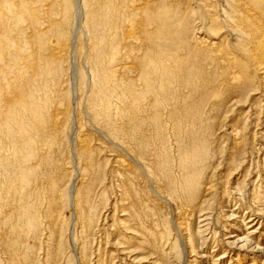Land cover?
Returning a JSON list of instances; mask_svg holds the SVG:
<instances>
[{
  "label": "rangeland",
  "instance_id": "obj_1",
  "mask_svg": "<svg viewBox=\"0 0 264 264\" xmlns=\"http://www.w3.org/2000/svg\"><path fill=\"white\" fill-rule=\"evenodd\" d=\"M0 1L4 5L10 3L9 0ZM28 1L31 9L42 7L45 12L49 9L46 0H35L36 3ZM74 1L76 7L71 12L73 17L68 36L69 41L71 40L70 52L67 62L61 61L63 69L59 72L60 75H47L46 66L36 62L33 64L35 69L31 72L39 70L43 74L38 76L39 79L37 77V82L33 80L32 86H35L30 90L33 95H29L26 94L32 78L31 72L28 73L29 64L26 65L24 61L16 62L18 66L9 61L2 63L6 71L19 69L24 76L18 82L14 81L13 85L18 86L13 90L15 93H0V264H76L79 260L84 264H130L129 260L117 253L119 243L131 251L138 249L139 254H135L134 258L153 257L150 261L156 264H182L184 249L188 251L186 264H252L253 261L261 264L264 256L244 251L242 257L237 258L238 250H230L231 247L225 245L227 241H232L225 240V237L234 232L239 237L246 235L240 224V217L248 212L245 210L247 208L252 213L246 215L244 220L255 213L263 215V218L256 221L257 225L253 229L258 228V233L251 240L253 244L264 248V185L260 188L264 178V76L257 70H252L251 64L248 73L245 69L244 72V62L227 55V52L235 51L231 46H237L240 38L230 28L220 34L221 42L215 50L220 47L226 54L220 56V61L206 57V46L200 47L196 41L189 43L190 48H180L174 57L180 56L183 62L190 54L200 53L197 70L203 75L204 81L197 78L190 68V65L195 66V59L182 66L167 60L162 67H172V73H168V77L174 78L172 88L178 100L166 102L165 95L159 89H152V92L145 89L141 77L143 78L144 64L149 58L145 57L146 51L144 46L141 47V41L126 44V39H123L125 35L120 29L117 32L108 30L105 36L102 32L100 38L91 32L93 26L92 29L86 27V16L101 17L108 0H101L106 3L101 6L99 14L93 12L92 5L88 12L83 7L84 0ZM166 1L172 3L175 0ZM201 1L209 6L219 3L224 9L227 4H231V7L234 6L232 12L235 10L231 14L233 19L236 16L237 19L240 18V14L244 13L236 7L238 3H241L240 6H250L253 3V0ZM18 2L15 3L17 9H22L23 6L20 7ZM146 2L149 1L141 0V3ZM125 3L128 4L129 0H125ZM150 3L153 2L150 0ZM52 12L54 14L50 13L47 17L52 21L59 18L58 14L61 15L54 10ZM222 12L220 9V16ZM216 13L214 10L210 12V16ZM47 18L43 19L44 24L42 20L39 21L38 28L43 29V33L47 32L48 29H45L52 22H48ZM17 21L16 17L11 18L6 27L0 28V38L8 35L11 41L9 44L14 46V49H7L4 53L13 61L18 58L17 49L20 54L27 51L32 53L34 49L33 52L37 51L31 45L32 38L37 33L28 29L27 22ZM46 21L48 24H45ZM25 27L27 29L24 30ZM92 33L94 36H91ZM144 37L140 35L139 38L144 42ZM198 37L209 45V41H205V35H197ZM56 38H52V41ZM31 39L32 43H29ZM119 39L125 43L123 46H120ZM103 40L104 46L101 43ZM31 46L33 49H27ZM112 49L116 53L119 51L116 59ZM44 52V58L48 55L49 59H54L49 51L46 54ZM99 53L102 56L100 62ZM127 60L131 62L128 64ZM123 62L127 66L132 64V67L135 64L136 69L132 72H120L115 77L110 75ZM56 66L58 64L52 68L53 72ZM81 72L86 73V81L80 78ZM236 72L237 75L242 72L243 76H252L254 85H251L248 95L254 96L246 103L242 100L243 105L234 111L232 103L247 98L241 97L237 92L233 93L236 88L229 85L230 77ZM228 74L230 75L227 76ZM192 75L198 84V80L201 82L198 88L204 89L197 88L199 91L193 97L190 93L193 89L190 84ZM0 78V84L7 86L9 82L1 70ZM154 79L157 78L153 77ZM155 83L158 86L159 82ZM213 89L220 99H211ZM18 97L26 100L27 104L18 105ZM40 102L48 107V119L41 129L43 136L34 140L36 149L40 148L34 160L29 155L23 124L34 118L30 117L31 111L26 109L29 103L31 107H35ZM13 111L17 113V118L8 115ZM56 113L64 114L59 123L53 119ZM231 130L239 132V138L228 135ZM80 137L86 141L92 158L78 153L76 140ZM116 145L128 149L137 158L153 176L154 185L148 184L140 176L131 159L120 152ZM72 147L76 149L72 150ZM41 155L43 159L40 158ZM189 157L203 158L197 166L193 163L196 160ZM193 169L202 175L196 178V187L189 189L185 176ZM29 172L33 174L31 181L25 177V173ZM191 175L193 174L189 176ZM72 180L77 181L76 188H66ZM170 181L171 187L167 185ZM210 185L213 190L208 194L206 187ZM235 188H239V195L245 196L244 208L236 218L238 222H228L221 212L233 209L235 203L230 202V208L222 206L221 194L226 201L235 199L238 202L241 196L233 194ZM84 190L90 192L89 206L93 211L95 209L100 213L105 210L103 220L99 221L100 231L91 235L88 232L86 235L84 227L88 221L86 202L83 204L82 201L86 198L85 193H81L82 196L76 195L77 191ZM77 200H81V208L76 205ZM202 210H208L207 215H211L209 230L204 234L194 235L199 228L198 216ZM104 217L108 218L105 220ZM120 220L127 223L118 225ZM93 222L95 224L96 221H91ZM111 225H114L112 232L107 229ZM223 226L225 229L221 230ZM128 230H133L134 236L127 235ZM204 236L208 238V242L204 249H199ZM116 240L118 242L115 244ZM187 241L194 243L185 244ZM74 244L79 250L72 253L68 248ZM223 256L225 258L221 259ZM118 258H124V261L121 263Z\"/></svg>",
  "mask_w": 264,
  "mask_h": 264
},
{
  "label": "bare ground",
  "instance_id": "obj_2",
  "mask_svg": "<svg viewBox=\"0 0 264 264\" xmlns=\"http://www.w3.org/2000/svg\"><path fill=\"white\" fill-rule=\"evenodd\" d=\"M9 1H10V3L8 5H4V2L2 3L0 1L2 3V12H0V28L2 29L4 27H6L7 24L11 21V18H14V17H16L17 20L21 23L27 22L26 26L28 27V29H32L35 34L37 33V35L35 37H33L35 34L34 35L32 34L33 35L32 36L33 37L32 38L33 43L31 42L32 39L29 42V43H32L31 44L32 46L34 45L35 48H37V51L33 52L35 50L34 49L32 51V53H29L27 51V53L24 52V53L20 54L19 53L20 50L17 49L18 58L16 61H13V60L7 58L6 54H4V53L7 49H14V46L9 44V42H11V41L8 38V35L6 36L7 39L4 38V36H1V38H0V70L4 74V77L6 78V80H8V82H9L7 86L4 84H0V93L3 95L4 94L9 95L12 92L15 93L16 91L14 92L13 90H15V87L18 88V86L13 85L14 81L18 82L19 78L21 79L24 76L23 72L19 69H18V71H11V72H8L9 70L6 71L5 69H3L2 63L4 64L5 61L6 62L9 61L10 63H13V65H17L16 62L19 63L20 61H24L25 63H27L26 65L29 64L27 66L30 69V70H28V73H30L31 70L35 69V67H33L34 66L33 64H35L37 62L39 65H45L46 66L47 75L51 74V73L56 74V75L57 74L60 75L59 72L62 71V69H63V66H61V64H62L61 61L67 62L66 58L70 52V44H71L70 41L71 40L69 41V37H68L69 33H70L69 27H71V25H70L71 24V17H73L71 12H73L75 7H76L74 0H46V2H47L46 6H48L47 8H49V9L46 10V12H45L42 7H37V9H31L32 7L28 6V3H29L28 0H15V1L9 0ZM33 1H35V0H33ZM121 1L123 3H121ZM146 1H149V2L148 3L146 2L145 4L141 3V0H133L131 2L129 0L128 4L125 3V0H108L109 3L103 2L101 0H84V2H83V7L87 8V11H88V8L92 5V8L94 7L93 8L94 11L93 10H91V11L98 13V14H99L101 6L106 3V5H105L106 9L104 10L101 17L97 18L94 15L92 16L90 13L89 14L91 16H89V15L86 16V22H87L86 27L92 29V26H93V31L91 30V32H94L95 36H99L100 38H102V35H101L102 32L104 33V36H105V34L108 32V30L113 31V32H115V31L117 32L120 29V31L123 33V35H125V37H123V39H126V44H128V43L134 44L133 43L134 41L140 43V41H141L140 45H141V47L144 46L145 50L143 48H141V49L146 51L145 57L149 58V61L146 64H144L143 78L141 77V79L144 80V86H145L146 90H149L150 92H152V89H159L158 91L165 95V101L166 102L168 100L169 101L178 100L177 98H175L176 93H175V90L172 88V79H174V78L168 77V75H169L168 73H172V70H171L172 67H170V66L167 68L162 67L163 64H166L165 62L167 60L172 61V62H176V64L178 63V65L182 66V64L189 63L190 61L195 59L194 60L195 66L190 65V68H191L192 72L196 74L197 78H201L204 81L203 75L201 74V72L199 73V71L197 70V67L199 68V65H198L199 60L201 59L200 53L197 54V52H195V53L190 54L189 58L187 60H185L184 62H183L182 58H180V56L177 58L174 56L177 54V52L180 48H190L191 45H189V43L191 44V41H193V42L196 41L198 44H200L199 45L200 47L204 46V48H205V46H206V48H205L206 50L204 51L206 54V57L213 58V59H219V61H220V58L225 56L226 54L224 53L223 50H220V47L218 48V50H215V49L217 48V46L220 45V43H219V42H221L219 40L221 37L220 34L225 32V30L228 28L232 29L240 39H238L239 44L237 46H231V48L233 47L235 49V51H232L233 53L231 51H229V53L227 52V55L230 54L233 56V58L235 57V58H239L240 60H242L244 62L242 64L243 71L245 69V71L247 72V70L250 69V66L252 65V70L255 69V71L257 70V72H260L261 75L264 76V0H253V3L251 2L250 6H246V4L240 6L241 3H238L236 6L237 8H239L238 10L244 11V13L240 12L241 13L240 18H238V19H237V16L236 17L234 16L235 19H233L232 15H231V14L235 13V10H234V12H232V8L234 6L231 7L230 6L231 4L230 5L225 4L226 6L224 9V6L223 7L220 6L219 3L216 4L215 6H209V5H205V3H203L201 0H175V1H172V3H168L166 0H155V2L153 0H151L153 3H150V0H146ZM218 1L220 2V0H218ZM235 1H237V0H235ZM17 2L19 3L20 7H21V5L23 6L22 9H19V8L17 9L18 6H16V4H15ZM42 2H44V1H42ZM1 3H0V5H1ZM35 3H36V1H35ZM92 8H89V9H92ZM97 9H99V10H97ZM213 9L215 11H217V13H216V15L210 16V12L214 11ZM220 9L223 11L222 16H220ZM52 10H54V12H56V13L57 12L61 13V15L58 14L59 18L54 19V21H52L50 19V17L47 18L50 13H53ZM207 10L209 11V13H207ZM46 18H47L48 22L50 20L52 22L50 23L51 25L45 29V30L48 29L47 32L43 33V29L42 30L39 29L38 26L40 24L39 21L42 20V22L44 24L43 19H46ZM48 22L46 21L45 24H48ZM198 25H199V27H198ZM27 27H25L24 30L27 29ZM12 28H13V26H12ZM42 28H44V27H42ZM148 29L151 31H148ZM227 31H229V30H227ZM231 33L232 32H230V34ZM50 34H52L51 38H50ZM54 34L56 36H54ZM94 34L91 36H94ZM28 35H31V34H28ZM28 35L27 36L25 35V36L27 37V39H30ZM140 35L145 36L144 42H143V40H141L139 38ZM197 35H203V36L205 35V37H207L206 38L207 40H205V41H209V45H206L207 42H204L203 39H200L199 37L197 38ZM16 37H17V35H16ZM55 37H57L56 40L52 41V38H55ZM35 38H36V41H35ZM100 38L96 37V39H100ZM104 39H105V37H104ZM108 39H110V38H108ZM20 40H21V38H20ZM119 40H120V42L122 41L121 39H119ZM104 41L105 40H103V42L101 41V43L103 44ZM203 42L205 44H202ZM124 44L121 42L120 46L121 45L123 46ZM32 46L30 48L28 47L27 49L30 50L32 48ZM80 46H81V44L79 45V47ZM90 46H91V43H90ZM103 46H104V44H103ZM88 47H89V45H88ZM136 47H138V46H136ZM116 48H117V46H116ZM125 48L127 49V47H125ZM46 51L47 52L49 51L48 53H51L54 59H52V60H51V58L49 59L48 55H46L47 58H44L42 54H43V52L46 54ZM111 51L113 53L115 52L114 59H116V56L117 55L119 56V54H118L119 51L117 53L114 49H112ZM80 55L81 54H79V56ZM182 55H181V57H182ZM15 59H16V57H15ZM101 59H102V56L100 54L98 57V61L100 62ZM108 61H109V59H108ZM129 62H131V61L129 60L128 64H129ZM55 64H58V66L55 67L54 72H53L52 68L54 67ZM21 65H23V64H21ZM137 65H138V63H137ZM121 66H122V68H120ZM134 66H135V64H134ZM134 66L132 67V64L130 66H127L126 62L124 64H119L118 67H116V69H113V70L111 69L112 71H111L110 75L115 77L118 73L123 72V71L132 72L134 69H136ZM36 67H38V69H40L39 66L36 65ZM239 68H240V66H239ZM25 69H27V68H25ZM25 73L27 74V71H24V74ZM30 74H32L31 75L32 78H31V80H29L30 81L29 87H27L26 94L28 93L29 95L30 94L33 95L31 93L32 91L30 92V90L32 88L34 89L35 84L32 86V82L34 79L36 81L37 77L40 74H43V71L37 70V71L31 72ZM176 74H178V73L176 72ZM241 74H242V72L240 73V75L239 74L237 75V72H236L234 75H232L230 77V84L229 85L232 86V88H234V87L236 88V90H234L233 93L237 92L238 94L241 95V97L246 98V96H247V98L246 99H240V100L233 102L232 105H234V109H233L234 111L236 108H239V106L243 105L241 103L242 100H245V103H246L251 96H254L253 94L248 95L249 92L251 91L250 90L251 85H254L253 84L254 79L250 75L243 76ZM229 75L230 74H228L227 76H229ZM33 76H35V78H33ZM43 76L45 77V75H43ZM93 77H94V75H93ZM153 77H156L157 79L153 80ZM194 77L195 76L192 75V81H190V84H192V86H193L192 87L193 89L190 90V93H192V97L194 95H197V91L204 90V89L198 88V87H200L199 84H201V82L198 80V82H199V84H198ZM218 77L220 79V76H218ZM249 77H251L253 80ZM80 78L82 80L86 81L87 80L86 73L81 72ZM38 79H39V77H38ZM54 80L56 82V79H54ZM157 81L159 82L158 86H156V83H155ZM176 81H177V79H176ZM19 84H20V82H19ZM124 84H125V82H124ZM208 85H210V84H208ZM216 86H218V85H216ZM106 88H108V87H106ZM103 91H104V89H103ZM23 92H24V90H23ZM210 94L211 95L213 94L211 99H215V98L220 97V96H218L217 91H215L214 89L211 90ZM263 96H264V94H263ZM22 97H23V94H22ZM137 97H138V95H137ZM162 99H163V97L161 98V100ZM10 101H11V99H10ZM7 102H9V101H7ZM16 103L20 106H23V104L24 105H25V103L27 104V101L24 100L23 98H19L18 100H16ZM26 109H29L31 111L30 117L34 116L33 119L31 118L32 120L30 122L23 124V128L25 131V136L28 139L27 144H29L30 158H32V159L34 158V160H35V158L37 157V150L39 147L36 149V147L34 145V140L37 137L40 138L41 136H43V134L41 133V129L44 128L43 125H44L45 121L48 119L47 118L48 107L46 108V105L44 103L40 102V103H38V106H35V107H31V103H29V105L27 106ZM61 114H63V113H58V114L56 113L55 114V117L53 118L54 122L59 123L61 121V119H63L64 114H63V116ZM8 115L12 116L14 118H17V116H18L15 111L11 112ZM48 117H49V115H48ZM33 120H35V121L33 122ZM18 126H16V128ZM8 133H10V131H8ZM228 135H232V136L234 135L236 138H239L240 133L236 132L235 130H231L230 134H228ZM73 145H75V144H73ZM86 146H87V143L83 138L80 137L76 140V147L78 149V153L80 152V154L86 158H92V155L90 153L91 150H90V148H87ZM116 146L119 148L120 152L124 153L126 156H128L131 159V162L133 163L136 170L139 172L140 176L142 175V177H144V179H146L148 184L154 185L155 182H153V176L146 171V168L144 169L143 165L140 164L136 160L137 158L135 159L134 156H132V154L129 152L128 149L123 148L120 145H116ZM74 149H76V148L72 147V150H74ZM40 158H42V155ZM189 158L191 160H193V159L196 160L195 162H193V161L192 162L194 164H197V166H198L201 163V160L203 157H197V158H199V160H197V158H191V157H189ZM38 160H40V159H38ZM121 165H123V164L121 163ZM182 165L185 167L186 164L184 165L182 163ZM31 166L32 165H30V168L32 171ZM180 167H182V166H180ZM186 167H187V165H186ZM193 168H195V166ZM188 169L189 168H187V170ZM33 170H34V168H33ZM182 170H184V169L182 168ZM200 171H201V169H200ZM185 172H186V170H185ZM185 172L183 174H186ZM188 173H189V175L190 174H193V175L189 176L187 174L185 176V178H187L186 184H188L189 189L193 188V187L195 188L196 187V181H197L196 178L197 177L200 178L202 174H201V172L197 173L196 171H194V169L191 171H188ZM25 174H26L25 177L29 179L31 177L32 173L29 172V173H25ZM183 176L184 175H182V177ZM31 178H30V181H31ZM164 178H166V177L164 176ZM258 179H260V176ZM258 179H257V181H258ZM262 181L263 182L261 183L260 188H262L264 185V178L262 179ZM76 182L77 181L72 180L66 186V188L71 186L72 189H75L76 188L75 187ZM167 185H169V187H171L172 182L171 181L168 182ZM238 189L239 188H235L234 190H236V191L233 192V194L239 195L237 192L240 193V190L238 191ZM206 190H207L208 194H211L213 187L211 185L207 186ZM81 193H83V194L85 193L84 195L86 198L84 197L85 199L82 201H83V204L86 202L85 209L87 212H85V213L88 216L87 217L88 218L87 225L85 223L86 226H84V227H86L85 233L87 235V232H88L89 235H91V234H94L95 232L100 231L99 221L103 220V215H104L105 210L103 212H100V213L96 212L97 210H95V209L93 211L89 206L90 192L85 191V190L84 191H77L76 195H79ZM81 196H82V194H81ZM239 196H241V195H239ZM259 198H262V197H259ZM221 199L223 200L222 206L226 205L227 208H230V202L235 203L233 209H228V211H225V213H224V211L221 212V213H223L225 220L228 222L233 221V220L235 222H238L237 221L238 219H236V218H238V215L242 214V212H243L245 196L244 197L241 196L238 199V202H237V200H235L233 198H232L233 200L226 201L224 195H222V194H221ZM74 200H76V199H74ZM80 201L78 202V200H77L76 205L81 208L80 203H82V202H80ZM245 210H248V212H246L244 214V216L240 217L242 219L240 224L243 227V231L246 232V235L243 237H239V235L238 236L234 235V233H235L234 232L232 235L225 237V240H232V241H227L226 243L225 242L224 243L227 247L228 246L231 247V248H229L230 250H238L237 258L242 257V252H244V251H247L251 254H259L261 256H264V248L261 247L259 244H253V242L251 240L252 237L258 233V228L253 229L257 225L256 221L261 217L263 218V215L255 213V214H252V216L249 217V219L244 220L246 215H250L252 213L247 208ZM75 211H76V209H75ZM263 211H264V208H263ZM208 212H209L208 210H206V211L202 210L200 212V215L198 216L199 228L197 229V231L195 232L194 235H196L197 233L198 234L199 233L204 234L205 232H207L209 230L210 225H209L208 221H210L209 218L211 215H207V214H209ZM122 217H125V216L122 215ZM107 218L108 217H104L105 220ZM91 221H96V222L94 224V222L91 223ZM124 223H127V221L120 220L118 222V225H122ZM83 224H82V226H83ZM200 225H202V226H200ZM113 226L114 225H111L107 229L112 232L114 230ZM222 229L223 230L225 229L224 226L221 228V230ZM127 235L134 236L133 230H128ZM118 236H120V233H118ZM117 242H118V240L115 241V244ZM207 242H208V238H206V236H204L203 241L199 243V245H200L199 249H204ZM186 243L192 244V243H194V241H187V242H185V244ZM68 249L72 253L79 250V249H77L76 244H74L73 246H69ZM68 249H66V250L68 251ZM116 251L119 255H122V256H124L125 259L129 260L130 264H142V263L156 264V262L150 261L151 259H153V257H146V258H139V259L134 258L133 256L135 254H139L138 249L131 251V250H129V248L123 247L121 243H119L118 249H116ZM134 252H136V253H134ZM187 252L184 249V253L182 255L183 256L182 264H186L185 259L187 258V254H186ZM192 256H194V255H192ZM124 258L123 259L118 258L119 259L118 261L122 263L124 261ZM202 258H204V257H202ZM223 258H225V256L221 257V259H223ZM75 260L77 261V259H75ZM235 261L237 262V259ZM76 264H84V263H81V261L79 260V261H77ZM112 264H115V262H113ZM252 264H259V263H256V261H253ZM261 264H264V261Z\"/></svg>",
  "mask_w": 264,
  "mask_h": 264
}]
</instances>
